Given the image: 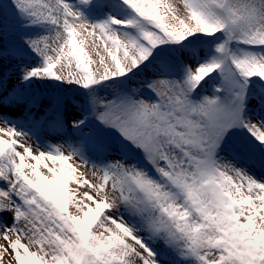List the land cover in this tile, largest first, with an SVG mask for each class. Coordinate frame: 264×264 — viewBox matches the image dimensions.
<instances>
[{
    "label": "snow or ice",
    "instance_id": "1",
    "mask_svg": "<svg viewBox=\"0 0 264 264\" xmlns=\"http://www.w3.org/2000/svg\"><path fill=\"white\" fill-rule=\"evenodd\" d=\"M0 264H264V0H0Z\"/></svg>",
    "mask_w": 264,
    "mask_h": 264
},
{
    "label": "rangeland",
    "instance_id": "2",
    "mask_svg": "<svg viewBox=\"0 0 264 264\" xmlns=\"http://www.w3.org/2000/svg\"><path fill=\"white\" fill-rule=\"evenodd\" d=\"M4 23L9 26L14 25L15 23L14 13H12L11 11H6L4 14Z\"/></svg>",
    "mask_w": 264,
    "mask_h": 264
}]
</instances>
